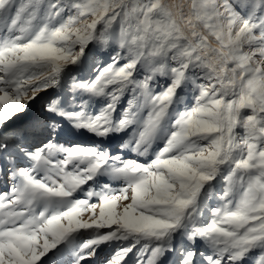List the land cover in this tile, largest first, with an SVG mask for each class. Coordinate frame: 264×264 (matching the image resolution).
I'll return each mask as SVG.
<instances>
[{
  "label": "snow or ice",
  "instance_id": "1",
  "mask_svg": "<svg viewBox=\"0 0 264 264\" xmlns=\"http://www.w3.org/2000/svg\"><path fill=\"white\" fill-rule=\"evenodd\" d=\"M0 264H264V0H0Z\"/></svg>",
  "mask_w": 264,
  "mask_h": 264
}]
</instances>
